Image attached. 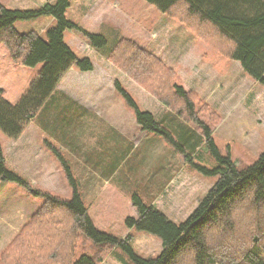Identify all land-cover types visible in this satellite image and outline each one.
I'll use <instances>...</instances> for the list:
<instances>
[{
  "label": "rangeland",
  "instance_id": "rangeland-1",
  "mask_svg": "<svg viewBox=\"0 0 264 264\" xmlns=\"http://www.w3.org/2000/svg\"><path fill=\"white\" fill-rule=\"evenodd\" d=\"M55 2L6 0L4 7L8 10H39ZM64 17L74 24L73 28L64 30V42L77 56L90 58L91 63L96 64L93 75L84 80L96 83L100 96L89 99L87 112L79 110L81 105L74 106L56 98L51 105L52 111L45 112L44 122L39 117L35 123L29 122L30 128L27 129L29 124L25 127L27 134L32 131L30 137L41 144L33 155L34 169L30 170L29 161L20 165L22 169L27 166L28 170H16L15 164L10 162L13 160L9 145L12 140L0 131V149L7 159L6 167L39 190L45 189L66 200L71 199L73 191L63 166L46 145L51 144L71 168L77 191L94 226L120 239L131 234L130 246L136 255L145 259L156 257L161 252L160 239L127 229L125 225L128 217L137 218L132 197L136 195L150 205L158 180L182 168L183 172L176 178L180 179L181 185L191 183L190 176L197 178V186H191L192 191L187 197L190 203L185 208L188 210L184 212L180 209L183 205H178L172 211L168 208L170 200L168 203L154 200L156 206L167 212L169 219L180 223L195 211L219 178V175L205 174L197 166L213 171L218 163L201 141L199 128L183 121L179 126L171 125L168 119L171 117L163 113L166 111L158 100L111 63L106 57L107 52L118 40H132L138 47L159 57L177 74L185 90L196 92L208 105V112L213 111L219 116L213 128V141L221 156L229 157L240 169L251 166L264 152V87L246 75L238 62L225 59L209 49L182 24L144 0H69ZM56 25L53 17L40 15L18 20L14 28L20 33L33 31L46 40V31ZM84 33L102 35L105 45L93 49ZM3 46L0 45V53L4 54L0 59V88L15 104L43 64L15 66ZM116 81L141 110L151 112L162 121L175 140L181 143L183 151L156 133L143 131L138 126L133 108L115 89ZM87 86L92 88V94L96 93L95 86ZM200 118L208 121V115H200ZM20 144L27 142L20 141ZM171 182L174 186L175 183ZM178 185L179 182L177 190ZM178 202L184 201L178 198ZM42 203L43 198L34 195L27 186L0 180V251ZM85 252L92 253L89 247ZM100 264L134 263L118 247Z\"/></svg>",
  "mask_w": 264,
  "mask_h": 264
},
{
  "label": "trees",
  "instance_id": "trees-1",
  "mask_svg": "<svg viewBox=\"0 0 264 264\" xmlns=\"http://www.w3.org/2000/svg\"><path fill=\"white\" fill-rule=\"evenodd\" d=\"M144 1L182 24L209 49L238 62L246 75L264 87V0ZM5 3L0 0V45L6 47L15 66L43 64L15 104L5 100L0 90V131L10 140H17L71 68L86 72L93 66L64 42V30L74 27L64 17L69 0H56L53 5L26 11L8 10ZM40 15L57 21L56 27L46 31V40L33 31L20 33L14 28L16 21ZM84 35L93 49L106 43L102 35ZM114 45L106 57L167 108L171 125L179 126L183 121L199 128L201 141L218 166L213 171L197 168L205 174L219 175L218 180L195 211L180 223L136 195L132 197L138 215L125 220L127 229L154 235L161 241L160 254L145 259L133 252L131 234L120 239L94 226L68 165L51 144L46 145L58 156L73 191L69 200L24 182L6 167L0 149V180L25 185L43 198L37 212L0 251V264H100L118 247L134 264H264V152L245 169L221 156L212 138L219 116L208 112V105L198 94L185 90L171 68L132 40H118ZM115 89L127 99L143 131L154 132L183 151L181 143L156 115L141 110L117 81ZM200 115H208V121ZM88 247L90 255L85 252Z\"/></svg>",
  "mask_w": 264,
  "mask_h": 264
},
{
  "label": "crops",
  "instance_id": "crops-1",
  "mask_svg": "<svg viewBox=\"0 0 264 264\" xmlns=\"http://www.w3.org/2000/svg\"><path fill=\"white\" fill-rule=\"evenodd\" d=\"M3 47L5 48V46H3ZM87 48L88 47L86 46V49ZM83 52H86V51L83 49ZM3 55H4L3 53H0V59H1V57ZM82 57H84V56H82ZM92 64H93V70L92 71L81 72V71H79L77 69L71 68L62 77V79L58 83V86H57L56 90L52 93V95L47 100V102L44 104L42 109L30 121V123H33V122L35 123V121H36V119L38 117L41 118L42 121L44 122V118H45V115H46L45 112L46 111H52L51 110V105H52V103L54 102V100L56 98H62V100L68 101L70 104H72L74 106L76 105V106L80 107L79 105H81L82 108H79V110H82L83 112H87L86 106L89 104V99L91 97L97 98L98 96H100V93H98V91H97L96 83H94L93 81L92 82L86 81L90 77V75L91 76L93 75L92 72L96 68V64L95 63H92ZM76 75H77V77H76ZM84 79H86V80H84ZM27 80H29V79L27 78ZM27 80H26V84L28 82ZM87 85L95 86L96 93L92 94V88L88 87ZM25 89H26V87H24V91H25ZM0 90L3 93V96H4L5 100H7L9 103H11V101H9L5 97L6 96V91H4L2 88H0ZM20 96L21 95H19V97ZM160 105L162 107H164L166 112H163V113L166 114V116H167V113H168L167 108L165 106H163L162 104H160ZM46 117H47V115H46ZM175 119H176V121H178L177 118H175ZM77 121H78V119H77ZM82 123H83V121H82ZM29 128H30V124L28 125L27 129H29ZM27 129H25L23 134L17 140H12L9 143L10 147L13 150L12 151L13 160L10 161V162L15 164V166L17 167L16 170H18V169L19 170H28L29 168H27V166L24 169H22L23 167H20V165L22 163H26V162H29V161H30V170L34 169L33 166L35 165V160L33 158V155H36L38 149L40 148L39 145H41V144H38L37 141L34 140L32 137H30L31 134H32V131H31L30 135L27 134ZM20 141H25V142H27V144H20ZM4 159H5V162H6L7 159L6 158H4ZM21 159H23V161L20 163ZM70 172H71V170H70ZM182 172H183L182 168L179 167V170L174 171L171 175H169L167 173V175H165L163 178L159 179L158 183H157V186H156V194L153 197V199L150 200V205H153L154 207H156L158 210H160L165 215H166L167 212H165V210L163 208L156 206L155 203H154L155 202L154 200H158L159 199L161 201V203H162V201H166L168 203V201L170 200L171 203L168 206V208L170 210H172V211L177 209L178 205H183L180 209L184 210V212L186 210H188L187 208H185V207H189V203H190V200H188L187 197H189V195H190V193L192 191L191 186H193V185H194V187L197 186V184H196V179L197 178L190 176L192 182L191 183L187 182V184L181 185L180 179H176V178H178L181 175ZM171 180H172V182L175 183L174 186H171V184L169 183V181H171ZM178 182H179V185H178L179 188L177 190L176 184ZM185 186H187V188L185 190H182V188L185 187ZM157 196H158V198H156ZM178 198H180L184 202H178ZM178 212H179V210H178Z\"/></svg>",
  "mask_w": 264,
  "mask_h": 264
}]
</instances>
